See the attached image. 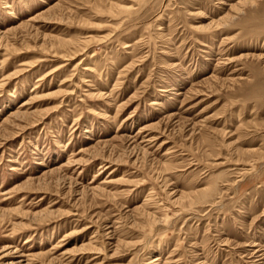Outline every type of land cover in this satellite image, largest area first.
I'll return each instance as SVG.
<instances>
[{"label": "rangeland", "instance_id": "rangeland-1", "mask_svg": "<svg viewBox=\"0 0 264 264\" xmlns=\"http://www.w3.org/2000/svg\"><path fill=\"white\" fill-rule=\"evenodd\" d=\"M0 264H264V0H0Z\"/></svg>", "mask_w": 264, "mask_h": 264}, {"label": "bare ground", "instance_id": "bare-ground-1", "mask_svg": "<svg viewBox=\"0 0 264 264\" xmlns=\"http://www.w3.org/2000/svg\"><path fill=\"white\" fill-rule=\"evenodd\" d=\"M12 113V112H11Z\"/></svg>", "mask_w": 264, "mask_h": 264}]
</instances>
